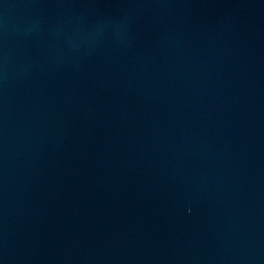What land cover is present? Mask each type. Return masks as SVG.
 <instances>
[{
  "label": "water",
  "instance_id": "water-1",
  "mask_svg": "<svg viewBox=\"0 0 264 264\" xmlns=\"http://www.w3.org/2000/svg\"><path fill=\"white\" fill-rule=\"evenodd\" d=\"M0 264H264V0H0Z\"/></svg>",
  "mask_w": 264,
  "mask_h": 264
}]
</instances>
